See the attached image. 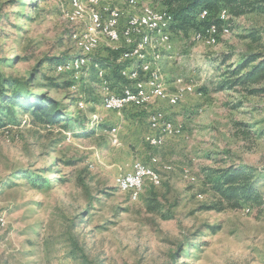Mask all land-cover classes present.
<instances>
[{
	"label": "rangeland",
	"instance_id": "374dc122",
	"mask_svg": "<svg viewBox=\"0 0 264 264\" xmlns=\"http://www.w3.org/2000/svg\"><path fill=\"white\" fill-rule=\"evenodd\" d=\"M65 7L66 0H0V72L30 80L28 96L47 94L65 112L47 129L23 109L0 117V264H264V95L218 86L230 67L264 53V10L235 17L230 34L212 45L196 41L194 30L172 31L163 79L171 92L182 79L195 93L178 106L154 102L118 115L103 107L98 68L112 93L123 86L105 44L81 81L57 71L79 53L72 34L82 27L63 17ZM19 88L4 86L9 96ZM158 110L182 133L154 148L146 139ZM136 161L157 171L161 183L147 182L132 201L115 179ZM231 166L251 176L254 200L213 210L219 197L212 172Z\"/></svg>",
	"mask_w": 264,
	"mask_h": 264
},
{
	"label": "bare ground",
	"instance_id": "6f19581e",
	"mask_svg": "<svg viewBox=\"0 0 264 264\" xmlns=\"http://www.w3.org/2000/svg\"><path fill=\"white\" fill-rule=\"evenodd\" d=\"M66 1L67 7L63 8V17L69 23L81 26L82 29L72 34L74 45L79 52L78 55L59 63L57 66L59 73L69 74L75 82L81 81L86 75L91 57L99 52L101 46L106 45L105 47L112 50L122 49L123 53L120 59L131 63L128 69L127 84H134L138 81V91H146V81H140L144 67L145 71L148 72V83H155V76H158V81L155 84L156 99L168 98L171 102H161L169 106H177L176 103L179 105L184 96L190 95L188 93L195 87L191 84H184L182 79L175 82L174 91H169L159 68L163 54L170 53L171 50L172 32L170 28L173 17L168 11H160L152 6L140 5L137 0H114L116 1L114 6L111 5V0ZM96 6H102V13L113 12L116 18H125L138 24L127 22L126 27L111 32V27H106L100 20V13ZM208 14L207 10H203L200 18H206ZM219 19L223 23L221 28L214 24L210 25L204 30L195 32V40L212 45L217 43L219 37L228 36L231 31L230 20H234V18L230 16L226 8H221ZM162 21L170 22L162 25ZM126 35H131V38H125ZM128 50H132L131 55ZM96 67L98 66L96 65ZM121 71H127V67ZM97 72L101 81V88L105 94L102 100L103 107L107 111L115 112L111 91H108L107 88V84H109L107 75L102 68H98ZM154 102V97H131V105L137 107H147ZM79 106L83 108L84 104L80 102ZM153 113H158V111ZM169 122L173 121L167 117V121H160V125L154 124V115H151L149 122L153 132L150 135L152 138H149L151 147L163 146L164 139L169 134L180 135L182 133V126L181 132H174V128H170ZM111 134L114 137V144H116L118 140L114 128L111 130ZM68 135L70 136V134ZM152 160L155 162L156 157H153ZM164 168L167 171L172 170L171 166ZM140 171L142 172L141 176L133 177V185H128V173L121 174V177L118 176L115 179L116 188L129 194L132 201H137L140 198L147 182L154 186H159L161 183L160 174L152 167L140 162Z\"/></svg>",
	"mask_w": 264,
	"mask_h": 264
},
{
	"label": "trees",
	"instance_id": "16d2710c",
	"mask_svg": "<svg viewBox=\"0 0 264 264\" xmlns=\"http://www.w3.org/2000/svg\"><path fill=\"white\" fill-rule=\"evenodd\" d=\"M153 3H158L172 15L171 32L187 30L197 32L213 24L221 28L223 25L219 19L221 8H226L233 18L264 10V0H153ZM203 10H207L209 13L204 19L200 18ZM110 50V55L115 60L121 58L122 49ZM228 60L229 58L225 57L222 60L223 65ZM108 64L111 65L109 62ZM116 65L113 74L118 75L124 83L120 71L127 67V64ZM34 79L32 77L31 81ZM53 80L47 78L46 85L57 87L56 84H53ZM28 83L30 80L23 83L20 79L6 78L0 72V117L2 114L13 116L14 109H23L25 113L33 115L35 120L42 123L45 128L47 126L53 128L60 124L65 117L61 104L47 94L28 96L30 93L27 89ZM7 84L20 87V91L17 90L12 96H9L4 89ZM218 86L220 90L228 91L240 88L250 96L264 95V53L250 54L239 65L230 67L225 73L224 80ZM23 89H25V93L21 92ZM212 173L216 177L213 190L219 197V202L216 204L217 207L211 209L236 210L253 202L255 190L251 183V176L244 168L231 166L226 170H217Z\"/></svg>",
	"mask_w": 264,
	"mask_h": 264
},
{
	"label": "built area",
	"instance_id": "2783aa9c",
	"mask_svg": "<svg viewBox=\"0 0 264 264\" xmlns=\"http://www.w3.org/2000/svg\"><path fill=\"white\" fill-rule=\"evenodd\" d=\"M96 7H98V11L100 13V20L103 22L104 25H106V27H111V32L121 27H126L127 22H135V21L126 20L125 18H116L113 12L102 13V6H96ZM169 22L170 21H162L161 23L162 25H165V24H168ZM135 24H138V23L135 22ZM125 38H131V35H126ZM128 51L131 55L132 50H128ZM171 51H172V43H171L170 52ZM86 63H87V59H86ZM117 63L127 64V71H120L124 79V83H123L120 93L116 94V93L111 92L112 105H115V113L120 115L124 110L133 108V105H131V97H154V101L157 103V105L158 104L160 105L161 101L171 102L168 100V98L156 99L155 84L158 81V76H155V83H148V72H146L145 68L143 67L142 77L140 81H146V91H138V81H136V83L134 84H127L129 62H119V60H117ZM103 75H104V72H103ZM107 88H108V91H111L109 84H107ZM194 93H195V88H193V90L188 94L191 95ZM176 105L178 106L177 103ZM150 115H154V124L160 125V121H167V112H165L164 110H158V113H151ZM169 123H170V128H174V132H181V124H177L175 121L169 122ZM114 131L115 133H117L118 129L115 127ZM149 138H152V136H148L146 139L148 145H149ZM141 173L142 172L140 171V161L134 162L132 165L131 171L128 172L129 174V184L128 185H133V177L141 176ZM119 177H121V174L119 175Z\"/></svg>",
	"mask_w": 264,
	"mask_h": 264
},
{
	"label": "crops",
	"instance_id": "0c3cea01",
	"mask_svg": "<svg viewBox=\"0 0 264 264\" xmlns=\"http://www.w3.org/2000/svg\"><path fill=\"white\" fill-rule=\"evenodd\" d=\"M168 89H169V87H168ZM174 91V90H173ZM138 107H140V106H138Z\"/></svg>",
	"mask_w": 264,
	"mask_h": 264
}]
</instances>
